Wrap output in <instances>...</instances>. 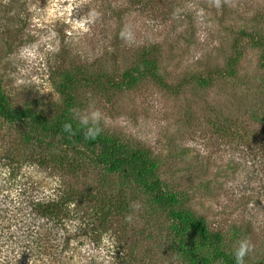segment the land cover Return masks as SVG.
<instances>
[{"label": "rangeland", "instance_id": "rangeland-1", "mask_svg": "<svg viewBox=\"0 0 264 264\" xmlns=\"http://www.w3.org/2000/svg\"><path fill=\"white\" fill-rule=\"evenodd\" d=\"M252 37L264 40V0H0V97L33 114L0 115V264H225L153 202L137 165L114 171L102 141L40 126L63 115L84 133L76 116L90 104L107 118L97 136L146 156L147 185L178 194L228 258L248 240L244 264H264V63Z\"/></svg>", "mask_w": 264, "mask_h": 264}, {"label": "trees", "instance_id": "trees-1", "mask_svg": "<svg viewBox=\"0 0 264 264\" xmlns=\"http://www.w3.org/2000/svg\"><path fill=\"white\" fill-rule=\"evenodd\" d=\"M134 3H142L144 0H133ZM180 6H173L172 10H169L167 12V16L165 18H170L173 13H175L176 8ZM183 13H181L182 15ZM243 34L246 35L248 38L249 36L243 31ZM251 40L253 43H255L259 48L262 49L263 54H262V61L264 63V40H262L259 37H252ZM145 63H149V65L152 66L153 62H147L144 61ZM147 67L144 72L150 77L156 81L159 85H163L164 87L168 88L167 84L164 83V81L161 79L160 74L156 70V67ZM264 66V64H263ZM235 70V64L232 62L230 66V71L229 74L232 75ZM143 72V73H144ZM131 77L130 75H128ZM201 83V81L199 80ZM61 93L66 97L65 98V105L68 107L70 103L72 102L71 98L66 96V93L61 90ZM70 107V106H69ZM0 115L4 117L7 121L10 122H17V121H22L27 118L33 117V114H29L28 112L21 111L16 114L12 113L8 107L5 105L4 101L0 97ZM36 117V116H35ZM61 118L57 121V123L50 129L47 126L46 119L40 118V126L44 132H54V133H66L63 131V125L65 123H70L72 124V134L71 139L73 141H80L85 143L86 145H95L97 141H102L105 145L106 148V155H107V164L111 167L112 170L114 171H122L124 169L123 166H128V165H137L138 166V175L139 179L143 181V184L145 187L148 189L149 192H151L152 197H153V202L157 205H159L161 208H163L169 215H171L173 218L178 219L180 221L184 222L185 229L193 231L198 238L200 239L202 246L203 247H214L215 249V257L217 259H221L222 262L225 264H235V261L233 259L228 258V256L220 252L219 248L221 246L222 240L221 236L219 234H212L210 230L207 229V225L205 222L199 219H194L186 210L176 208L180 197L178 194L169 192V191H163L160 187L159 184L154 182L153 184L147 185L145 182L147 181L148 177V171L151 168V164L146 158L144 154H133L130 157H124L122 153H124V148L122 145V142L120 140H113V139H108V138H102L99 136H96L94 139H86L84 133H75V126L72 122H68L64 120V116H60ZM33 119V118H32ZM45 214H53L54 212V207L50 206V208H47V210H44ZM186 253V250H185ZM188 255L191 258L192 261L200 262L199 258L197 255L194 254L193 251H188Z\"/></svg>", "mask_w": 264, "mask_h": 264}, {"label": "clouds", "instance_id": "clouds-1", "mask_svg": "<svg viewBox=\"0 0 264 264\" xmlns=\"http://www.w3.org/2000/svg\"><path fill=\"white\" fill-rule=\"evenodd\" d=\"M120 37L121 39L129 43L133 41V33L128 25H125V27L121 30ZM30 55L31 53L28 50H22L19 58L23 59ZM13 75L17 84L27 83V81L20 79V76L24 75V72L22 70L20 71L19 76H17L16 74ZM76 118L79 125L85 129L84 135L86 139H94L100 133L101 129L98 125L101 120H103L105 123L107 122V118L104 117L98 109H93L91 104L89 105V108L87 110L78 113ZM63 131L71 135L73 131L72 124L65 123L63 125ZM125 220L130 222L132 220V216H126ZM253 247L254 246L248 240L240 241L239 246L233 252L235 264H244L245 256L253 251Z\"/></svg>", "mask_w": 264, "mask_h": 264}]
</instances>
